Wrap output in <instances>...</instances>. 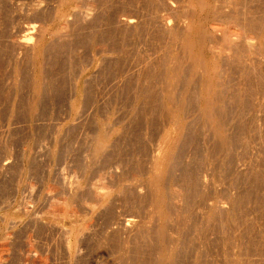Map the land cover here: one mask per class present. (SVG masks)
<instances>
[{
  "label": "rangeland",
  "instance_id": "rangeland-1",
  "mask_svg": "<svg viewBox=\"0 0 264 264\" xmlns=\"http://www.w3.org/2000/svg\"><path fill=\"white\" fill-rule=\"evenodd\" d=\"M202 1L0 0V264H155L161 255L163 264H264V0ZM215 7L236 15H224L223 24L231 19L225 28L243 31L240 41L252 48L234 34L240 67L228 72L213 59L229 79L219 85L222 143L199 108L202 67L190 62L195 54L210 59L208 42L223 33L211 28L222 20ZM29 24L37 27L28 48L16 41ZM45 26L61 36L46 47L43 64L34 63L31 47ZM198 28L218 38L189 55L181 47ZM171 71L180 72L166 104L173 112L175 102L174 116L181 105L176 122L161 105ZM160 144L174 151L166 157L172 163L164 155L161 163L174 166L160 165L159 195L151 165ZM156 203L169 211L167 228ZM158 226L174 237L163 242L168 254Z\"/></svg>",
  "mask_w": 264,
  "mask_h": 264
},
{
  "label": "bare ground",
  "instance_id": "bare-ground-1",
  "mask_svg": "<svg viewBox=\"0 0 264 264\" xmlns=\"http://www.w3.org/2000/svg\"><path fill=\"white\" fill-rule=\"evenodd\" d=\"M66 1V0H65ZM191 1V0H190ZM195 1V0H194ZM202 0H200V2H201ZM218 1V0H217ZM227 1V0H226ZM232 1V0H231ZM197 2V1H196ZM203 2V1H202ZM216 2V1H215ZM219 2H220V0H219ZM236 2V1H235ZM234 2V3H235ZM238 2H240V1H238L237 0V3ZM222 3H224L223 1L222 2H220V4H222ZM227 3V2H226ZM233 3V4H234ZM196 4V3H195ZM198 4V3H197ZM204 4H206V2L204 3ZM203 4V5H204ZM216 4V3H215ZM214 4V5H215ZM218 5V4H216V6L217 7H221V5ZM232 4V5H233ZM189 5V4H188ZM202 5V4H201ZM212 5H213V3H212ZM213 5V6H214ZM223 5V4H222ZM225 6H223V7H226V4H224ZM231 5V4H230ZM229 5V6H230ZM205 6V5H204ZM228 6V7H229ZM234 6H235V4H234ZM198 7V6H197ZM199 7H200V3H199ZM206 7V6H205ZM209 7L210 6H208V10L209 11H211V9H209ZM223 7H222V9L221 8H219V10L216 8H214L216 11L214 12V10L212 9V13L214 12V15L216 16V14H217V16H218V18H219V16L221 15V19L222 18H224V20H225V17H224V15H227V14H224L223 15V13H225V12H223L224 11V9H223ZM231 7V6H230ZM69 8V7H68ZM189 8H191L190 6H189ZM195 8V7H194ZM236 8V7H235ZM65 9V8H64ZM199 9V8H198ZM202 9H203V7H202ZM63 10V9H62ZM207 10V11H208ZM235 10V9H234ZM58 11V10H57ZM202 11V10H201ZM227 11V10H226ZM230 11V10H229ZM232 11H233V9H232ZM61 12V11H60ZM62 12H64V11H62ZM66 13V12H65ZM216 13V14H215ZM233 13H235V12H233ZM242 13V12H241ZM60 15L58 16L57 15V18L58 19H61L62 20V22L64 21V14H62V13H59ZM68 14V13H67ZM67 14H65L66 16H67ZM205 14V13H204ZM207 14V13H206ZM229 14H231V13H229ZM229 14H228V18H233L234 19V17L236 16L235 14H233V15H235L234 17L233 16H229ZM238 14V13H237ZM211 15H213V14H211ZM214 15H213V17H214ZM222 15H223V17H222ZM241 15V14H240ZM54 16V15H53ZM191 16V15H190ZM198 16H200V15H198ZM203 17V16H202ZM206 17V16H205ZM67 18V17H66ZM215 18V17H214ZM217 18V19H218ZM219 18V19H220ZM226 18H227V16H226ZM68 19V18H67ZM165 19V18H164ZM202 19V18H201ZM205 19V18H204ZM251 19L253 20L254 18L252 17V18H250V22H252L251 21ZM61 20H59V21H61ZM132 20H134V19H132ZM197 20H199V18H197ZM223 19L222 20H219V22L217 21L216 23H215V21H214V25L212 26V20L210 21V23H211V28H212V30L215 32V34L216 33H219V31H221L223 28V30H222V34H221V32H220V35H222V36H220L219 35V37L220 38H218V34L215 36V34H213V32L211 31L210 33H208V34H210V35H208V34H206L204 31H205V29L202 31V29H200V28H198V30H196L195 32H196V39L194 40V39H191V38H189V36L188 37H186L185 35V37L187 38H184V39H186V41H184L183 43V47H181V45H180V47H181V49L182 48H184V51H186V52H188L189 53V55H191L192 53H194V51L195 50H193V52L191 53V50H192V48L193 47H199L200 48V50H205L204 49V42L206 41V40H208L209 41V39L207 38V37H209V38H213L214 39V36L215 37H217L219 40H217L216 38V41L214 40V42H213V40L212 39H210V42H208V44L209 43H212L211 44V46H210V44H209V47H206V45H205V47L206 48H208V54H210V59H207V58H203V55H205V54H199V56H197L196 54V56L194 55V54H192V55H194V57L193 56H191V59H192V61L190 60V62L192 63V64H196V68H198V67H202V71H203V74H202V76H203V78H204V82L202 83V85H201V91L200 92H198L199 94V99H197V100H199L200 101V103H201V107L199 106V108H200V111H201V113H202V116L203 117H205L204 119H206V120H208L209 122H211V123H209V124H211V126H213L212 128H214L213 129V131H215V133L217 134H219V135H221L220 137V143H222V141L224 140V131L223 130H225V129H223V122H221V120L223 119H221V116L223 117V113H224V115H225V101H224V99H223V93H222V91H223V88H221V90H220V86L219 85H224L225 84V81L224 80H226V82L227 81H229V79L227 78V77H225L224 76V78H223V74H221L220 72H224L223 70H221V69H218V65H215L216 64V62H215V64H214V61L215 60H220V61H223V65H225L226 67L228 66V65H235V66H233V67H236L237 65L240 67V64H237L236 65V63H240V61L242 60V59H239V55H236V53L235 52H239L240 50H236V48H238L239 46L240 47H243V42L245 41H240V37L241 38H243V36H244V38L243 39H245V35H244V32L242 31V33H243V35H242V33H241V35H240V37L238 36V34L240 33H238L237 32V35H236V32L234 31V34L236 35V36H234V37H237V38H239V39H237L236 38V40L237 41H239V42H242L241 43V45H239L240 43L238 42V43H235V42H237L236 40H233V36L232 35H234L233 33H232V31L234 30V29H232L233 27L232 26H229V27H227V29L225 28L226 27V25L228 24L227 22L229 21V22H232V21H230L229 19H228V21L226 20V25L224 26V24H223V22H225ZM235 20V19H234ZM234 20H233V22H234ZM249 20V19H248ZM57 21V20H56ZM204 21H206V20H204ZM236 21L238 22V20H237V18H236ZM246 21V20H245ZM130 22H132L130 19L129 20H127V23H130ZM188 22V21H187ZM191 22V21H190ZM193 22V21H192ZM191 22V23H192ZM237 22H234V23H236V26L235 27H239V29H241V24L242 23H239V24H237ZM249 22V23H250ZM56 23V22H55ZM61 23V22H60ZM195 23V22H194ZM197 23H199V21L197 22ZM210 23H209V25H210ZM234 23H232V25L234 24ZM243 23H245V22H243ZM257 23V22H256ZM65 24V23H64ZM196 24V23H195ZM66 25V24H65ZM168 25H170V24H168ZM189 25H190V23H189ZM189 25H187V29L186 30H188V29H190L189 28ZM229 25V24H228ZM230 25H231V23H230ZM237 25H240V26H237ZM248 25V24H247ZM246 25V26H247ZM23 26V25H22ZM54 26V25H53ZM64 26V25H63ZM245 25H244V27H243V29L246 27ZM249 26V25H248ZM254 26V25H253ZM36 25L35 24H29V25H27V26H24V28H23V33H22V36L20 37V39H17V41H16V43L17 44H19V45H21V46H27V45H29V42L31 41L32 42V40L31 39H33V36H32V33L35 31V29H36ZM56 27V26H55ZM162 27H164V28H166L167 29V22L166 21H164L163 23H162ZM197 27V26H196ZM195 27V28H196ZM203 27V26H202ZM251 27V26H250ZM249 27V28H250ZM54 27H52V28H46V26L45 27H43V29H41L43 32H40V33H42V34H40V33H37L38 35H40V36H37L38 38L36 39V41L34 42V44H33V46L31 47V50H32V60L31 61H33V59H34V63H41V64H43V62H42V59L44 58V54L46 53L45 52V49H47L46 47H48V45H49V43H50V41L52 42L53 40H55L57 37L59 38V36H61L60 35V31H58V29H53ZM179 28V27H178ZM182 28H185V27H182ZM247 28V27H246ZM257 28V27H256ZM218 29H220L218 32H217V30ZM237 29V28H236ZM235 29V30H236ZM252 28H250V30H251ZM254 29V28H253ZM260 29V28H259ZM174 30V29H173ZM185 30V29H184ZM183 30V31H184ZM184 31V32H187L188 34H189V32L188 31ZM211 30V29H210ZM232 30V31H231ZM247 30V29H246ZM256 30V29H255ZM1 31V30H0ZM37 31V30H36ZM63 32L65 31V30H62ZM238 31V30H237ZM241 31V30H240ZM252 31H254V30H252ZM207 32H209V31H207ZM264 32V31H263ZM3 33V32H2ZM186 33V34H187ZM63 34V33H62ZM177 34V33H176ZM191 35V34H190ZM214 35V36H213ZM2 36V35H1ZM176 36H178V35H176ZM183 36V35H182ZM36 37V36H35ZM192 38L194 37V34L191 36ZM254 37V36H253ZM174 38V37H173ZM264 38V37H263ZM13 39V38H12ZM176 39V38H175ZM174 39V40H175ZM177 39H179V37L177 38ZM206 39V40H205ZM242 39V40H243ZM58 40V39H57ZM181 40V39H180ZM211 40H212V42H211ZM263 40V39H262ZM177 41V40H176ZM183 41V40H182ZM217 41H218V43H217ZM3 42V41H2ZM30 42V43H31ZM178 42V41H177ZM246 42V44H244V45H248V41H245ZM4 43V42H3ZM14 43V42H13ZM54 43H57V42H54ZM175 43V42H174ZM178 43H181V41L180 42H178ZM214 43H217V45L216 44H214ZM249 43H251V42H249ZM263 43V42H262ZM236 44H238V45H236ZM18 45V46H19ZM235 45L237 46V47H235ZM252 45V44H251ZM3 46V45H2ZM21 46H20V48H21ZM31 46V45H30ZM29 46V47H30ZM51 46H53V44L51 45ZM56 46V45H55ZM234 46V47H233ZM245 46V47H246ZM258 46V45H257ZM28 47V46H27ZM28 47V48H29ZM233 47V48H232ZM239 47V48H240ZM244 47V48H245ZM23 48V47H22ZM53 48V47H52ZM170 48V47H169ZM176 48V47H175ZM235 48V49H234ZM247 52H248V49L251 51L252 50V48L250 49V46L248 45L247 47ZM180 49V50H181ZM186 49V50H185ZM241 50H242V48H240ZM28 50V49H27ZM200 50H196L197 52V54H198V52L200 51ZM202 50V51H203ZM231 50V51H230ZM233 50H236V51H233ZM245 50V49H244ZM47 51V50H46ZM172 51H173V49H172ZM182 51V50H181ZM233 51V52H232ZM249 51V52H250ZM255 51V50H254ZM241 52V51H240ZM248 52V53H249ZM30 53H31V51H30ZM167 53H170V52H167ZM187 53V54H188ZM201 53V52H200ZM203 53V52H202ZM186 54V53H185ZM186 54V55H187ZM251 54V53H250ZM170 55H171V53H170ZM184 55V54H183ZM30 56V55H29ZM172 56V55H171ZM180 56V55H179ZM209 56V55H208ZM162 58H163V56H161ZM167 57V56H166ZM184 57V56H183ZM187 57V56H186ZM244 57H246V56H244ZM31 58V56L29 57V59ZM181 58V57H180ZM167 59V58H166ZM186 60H187V58H185ZM184 59V60H185ZM213 59H214V61H213ZM244 59V58H243ZM169 59H167V61H168ZM170 60H171V58H170ZM178 60H179V58H178ZM254 60V59H253ZM164 61H166V60H163V62ZM175 62V61H174ZM180 62H181V60H180ZM186 62V61H185ZM184 62V63H185ZM225 62V63H224ZM168 63H169V61H168ZM187 63H189V61L187 62ZM220 63V62H219ZM235 63V64H234ZM40 64V65H41ZM179 64V63H178ZM181 64V66H182V63H180ZM179 64V65H180ZM177 65V64H176ZM176 65L174 66V67H176ZM178 65V66H179ZM191 65V64H190ZM221 65H222V62H221V64L219 65V67H221ZM243 65V63H241V66ZM35 66V65H34ZM37 66H38V64H37ZM42 66V65H41ZM187 66H189V65H187ZM186 66V67H187ZM225 66H222L223 67V69L225 70H229V67L230 66H228V68H224ZM237 66V67H238ZM180 67V66H179ZM178 67V68H179ZM191 67H192V65H191ZM195 66H193V68H194ZM232 67V66H231ZM36 68V67H35ZM38 68V67H37ZM36 68V69H37ZM177 68V67H176ZM177 68V69H178ZM244 68V67H243ZM36 69H35V72H38V75H37V78L38 77H40L39 76V70L38 71H36ZM41 70L40 71H43L42 69V67L40 68ZM171 69V68H170ZM199 69V68H198ZM201 69V68H200ZM232 70H233V68H231ZM230 69V71H228V72H231L232 70ZM168 70H169V67H168ZM173 70H176L175 68H173ZM181 70V69H180ZM183 70V69H182ZM178 71H179V69H178ZM193 71V70H192ZM194 71H196V70H194ZM258 71V70H257ZM168 72V71H167ZM182 72V71H181ZM190 72H191V70H190ZM189 72V73H190ZM200 72V71H199ZM42 73H43V75H44V71L43 72H41L40 73V75L42 76ZM176 73V75H171V74H173L172 73V71H171V73H168V74H170L171 76L170 77H168L169 78V80H165V82H167L166 84H164V87H163V90H162V92H163V98H162V106H163V109H164V111H165V113L167 114V115H165V117H170L169 119H171V121L172 122H176V121H179V119L178 120H176L175 121V116L177 115V113L179 112V111H182L181 113H183V110H179V108L181 109L182 107H180V106H178L179 108H178V110H177V113H176V115L174 116V114H172L173 112H174V105H175V102H174V105H173V103L171 104H169V106H173V112L170 110V109H168V107H167V103H169V102H171L172 100H173V96H174V92H176L175 90H174V88H176L175 87V82L177 81V79H176V77L178 76L177 75V73L179 74L180 72H175ZM195 73V72H194ZM193 73V74H194ZM202 73V72H201ZM225 73V72H224ZM166 74V73H165ZM199 74V73H198ZM226 74V76H227V72L225 73ZM224 74V75H225ZM236 73H234V75H235ZM36 75V74H35ZM182 75V74H181ZM222 75V76H221ZM248 75V74H247ZM167 76V75H166ZM187 76H188V74H187ZM191 76V75H190ZM196 76V75H195ZM201 76V77H202ZM36 77V76H35ZM184 77H185V75H184ZM200 77V78H201ZM186 78V77H185ZM185 78H182L181 79V81L184 79L185 80ZM191 78V77H190ZM39 79V78H38ZM178 79H180V78H178ZM187 79H189L188 77H187ZM193 79H194V77H193ZM42 79L40 78L39 80H37V81H40V82H42L41 81ZM190 80H192V79H190ZM190 80H188V81H190ZM234 80V79H233ZM245 80V79H244ZM36 81V83H38ZM232 81V80H231ZM39 82V83H40ZM179 82V81H178ZM202 82V81H201ZM38 83V84H39ZM43 84H44V82H42ZM191 83V82H190ZM228 83V82H227ZM43 84H42V86H43ZM187 84V81H186V83H185V85ZM178 85V84H177ZM182 85V84H181ZM184 85V84H183ZM190 85V84H189ZM230 85V84H229ZM194 86V85H193ZM221 86V87H222ZM227 86H228V84H227ZM35 87H36V84H35ZM186 88H187V86H185ZM195 87V86H194ZM38 88V87H37ZM184 88V87H183ZM197 88V87H196ZM230 88V87H229ZM36 89V88H35ZM35 89H33L34 90V92L36 91ZM185 89V88H184ZM184 89H183V91H184ZM225 89V88H224ZM38 90V89H37ZM41 90H42V88H41ZM177 90V89H176ZM187 90V89H186ZM199 90H200V88H199ZM234 91V90H233ZM37 92V91H36ZM36 92H35V94H36ZM39 92V91H38ZM179 92V91H178ZM189 92V91H188ZM255 92V91H254ZM194 93H196V92H194ZM225 93V92H224ZM40 94H42V93H40ZM179 94V93H178ZM183 94V93H182ZM161 95H162V93H161ZM180 95V94H179ZM195 95H197V94H195ZM194 95V96H195ZM225 95V94H224ZM40 96V95H39ZM38 96V97H39ZM160 96V95H159ZM158 96V97H159ZM183 96V95H182ZM182 96H180L181 98H182ZM187 96V95H186ZM193 96V95H192ZM233 97H234V94L232 95ZM231 96V97H232ZM238 96V95H237ZM243 96V95H242ZM235 97H236V95H235ZM175 98V97H174ZM242 98V97H241ZM160 99V98H159ZM226 99V98H225ZM233 99V98H232ZM231 99V100H232ZM236 99H238L239 100V97L237 98L236 97ZM235 99V100H236ZM182 100V99H181ZM234 100V99H233ZM232 100V101H233ZM228 101V100H227ZM237 101V100H236ZM235 101V102H236ZM177 102H178V98H177ZM176 102V103H177ZM179 102H180V100H179ZM177 103V104H180V103ZM234 102V101H233ZM182 103V102H181ZM183 104V103H182ZM240 106V105H239ZM31 107H33L32 105H31ZM36 108V107H35ZM170 108V107H169ZM172 108V107H171ZM177 108V107H176ZM184 108V107H183ZM31 110V109H30ZM29 110V111H30ZM35 110V109H34ZM176 111V110H175ZM199 111V112H200ZM172 112V113H171ZM184 115V114H183ZM229 116V115H228ZM180 117V116H179ZM178 117V118H179ZM183 118V117H182ZM168 119V118H167ZM181 121V120H180ZM205 121V120H204ZM171 122V123H172ZM177 124V123H176ZM174 126L173 127H176L175 126V124H173ZM180 125V124H179ZM184 125V124H183ZM182 126V125H181ZM181 126H180V129H181ZM185 126V125H184ZM183 128H185V127H183ZM177 131V130H176ZM217 131V132H216ZM178 132V131H177ZM182 133V132H181ZM170 134V133H169ZM164 135V136H162L163 138H162V143L163 144H165V143H169V137L168 136H170V135ZM172 134V133H171ZM215 134V135H216ZM177 135V134H176ZM179 135H181L180 133H179ZM225 135H226V133H225ZM178 137H180V136H178ZM219 138V137H218ZM174 139H175V137H174ZM219 140V139H218ZM225 140H226V138H225ZM171 141V140H170ZM179 140H177V142H178ZM228 141V140H227ZM105 142V141H104ZM103 141L100 143V145L101 144H103L104 143ZM174 142H176L175 140H174ZM177 142L175 143L176 145H177ZM106 143V142H105ZM181 141H179V144L181 145ZM220 143H218V144H220ZM163 144H160V145H158V148H157V152H156V155H155V158H153V161H152V167L151 168H153V170L151 169V171H154V173H153V175L154 176H156V177H154L153 175L151 176V178L152 177H154V179L156 180V178H159V179H157V180H159V181H155V182H157L156 183V185H157V187H158V183L159 182H161V180L162 179H160V177L158 176V174H160V176H161V173L163 172V170H162V172H160L159 173V170L161 169V166L160 165H162V164H164L165 166H166V164L167 163H169L170 161L169 160H171L172 159V157L173 156H171V155H174L173 153H174V151H172L171 149H173L174 148V150H175V148L176 147H173L174 145V143H172L171 142V144H172V146H171V149H169L170 148V144L167 146L168 148L166 149V147L165 148H163ZM178 144V145H179ZM226 144V143H225ZM104 145V144H103ZM175 145V146H176ZM227 145V144H226ZM225 145V146H226ZM165 146H166V144H165ZM219 146V145H218ZM106 147V146H105ZM216 147V146H215ZM217 148V147H216ZM166 149V150H165ZM96 150V149H95ZM99 150H101V149H99ZM171 150V151H170ZM176 150H178V148H176ZM97 152H99L98 151V149H97ZM178 152H179V150H178ZM165 156L164 157V159L166 160L167 158V156L170 158L169 160H168V162L166 163V162H162L161 163V161H160V159H161V156ZM176 155H177V153H176ZM97 156V155H96ZM174 158V157H173ZM177 158V157H176ZM164 160V161H165ZM166 160V161H167ZM163 161V160H162ZM173 161H175L174 159H173ZM166 163V164H165ZM170 163H172V162H170ZM173 163H175V162H173ZM169 164H167V166H168ZM170 166V165H169ZM168 166V167H169ZM171 166H174V165H171ZM169 167L168 168V170L169 169H172V167ZM162 168H163V166H162ZM164 170H167V168L165 169V167H164ZM170 171V170H169ZM168 171V172H169ZM165 172V171H164ZM167 172V173H168ZM167 173H165V174H167ZM152 174V173H151ZM157 174V175H156ZM163 174V173H162ZM158 176V177H157ZM165 176V175H164ZM167 176V175H166ZM170 176V175H169ZM168 177V176H167ZM150 178V179H151ZM164 178V177H163ZM166 178V177H165ZM166 180H168V178L166 179ZM150 181H152V179L150 180ZM154 181V180H153ZM152 181V182H153ZM152 182H150V184L152 183ZM167 182V181H166ZM149 183V182H148ZM152 184H154V182L152 183ZM163 184V183H162ZM159 185H161V183L159 184ZM151 186H153V185H151ZM162 186V185H161ZM160 186V187H161ZM163 187V186H162ZM154 188H156L155 187V185H154V187H153V190H152V192L153 191H156V190H154ZM164 188H166L165 186H164ZM158 189L160 190V193H159V191H158ZM162 189V188H161ZM161 189L158 187L157 188V193L160 195L161 194ZM167 189V188H166ZM165 189V190H166ZM164 190V189H163ZM168 190V189H167ZM164 191V192H166L165 193V195L167 196V192L169 191ZM193 191H195V190H193ZM156 192H154V194L156 195V197H157V194H156ZM170 193V192H169ZM168 193V194H169ZM192 194V193H191ZM165 195H163V192H162V195L161 196H163V198H164V196ZM97 196V195H96ZM165 196V198L167 199V197H168V200H169V195L166 197ZM160 197V196H159ZM158 197V198H159ZM97 198V197H96ZM99 198V197H98ZM155 198V197H154ZM160 198H162V197H160ZM162 198V200L164 201V199ZM186 198H188V197H186ZM157 198H155L154 200H156ZM158 200V199H157ZM156 200V202L158 203V201ZM161 199H160V201H159V203H162L163 201H162ZM156 203V210H157V208L159 207V205ZM153 204H155V202L153 203ZM170 204V203H169ZM157 205H158V207H157ZM162 205V204H161ZM160 205V206H161ZM166 205H167V202H166ZM178 205V204H177ZM163 206V205H162ZM169 205H167V207H168ZM216 206V205H215ZM211 207V206H210ZM153 208V207H152ZM164 208H165V206H164ZM159 209H161V211L162 210H164L163 208H160L159 207ZM166 209V208H165ZM168 209V208H167ZM155 210V211H156ZM210 210V209H209ZM208 210V211H209ZM216 210V209H215ZM215 210H211V211H215ZM158 211V210H157ZM161 211L159 210L158 212H157V215H158V218L157 219H160L159 217V214L161 213ZM165 211H167V213H169V211L168 210H164V212L163 213H165V219L163 218L164 216L162 215L161 216V218H163L164 219V221H165V223H162V225H164L165 224V226L164 227H166L167 228V226H166V222H167V218H166V212ZM171 211V210H170ZM210 211V212H211ZM152 212V211H151ZM216 212V211H215ZM159 213V214H158ZM171 213V212H170ZM212 213V212H211ZM176 214V213H175ZM207 214V213H206ZM215 213H212V215H214ZM217 214V213H216ZM209 215H210V213H209ZM208 215V218L210 217ZM211 215V216H212ZM167 216H170V214H167ZM215 216V215H214ZM171 218V217H170ZM170 218L168 219V221L170 220ZM178 218V217H177ZM212 218H214V217H212ZM162 219V220H163ZM211 219V218H210ZM125 221V220H124ZM130 221V219H126V222H129ZM160 221H161V219H160ZM179 222V221H178ZM161 223V222H160ZM125 224V223H124ZM171 224V223H170ZM169 224V225H170ZM208 224H209V221H208ZM126 225V224H125ZM127 225H128V223H127ZM126 225V226H127ZM173 225V224H172ZM166 228H163L162 226L161 227H157L156 228V230H157V232H156V236L158 237V239H159V241H160V243L162 244L164 241H167L168 242V240L169 241H172L173 242V238L172 237H170V235H167V231H165L166 230ZM182 229V228H181ZM180 229V230H181ZM142 231V230H141ZM140 233V232H139ZM178 238V237H177ZM177 240V239H176ZM175 241V240H174ZM166 243H163L162 245H163V249L167 246H164ZM174 244V243H173ZM166 248H168V247H166ZM166 248H165V250L164 251H166ZM175 249V248H174ZM174 249H173V251H174ZM161 251H162V249H160ZM169 250V249H168ZM163 251V252H164ZM172 251V250H171ZM172 251V252H173ZM167 252V251H166ZM171 252V253H172ZM169 253V251L167 252V253H165V254H168ZM161 254V253H160ZM174 254V253H173ZM159 256V255H158ZM165 256H167V255H165ZM173 256V255H172ZM171 256V258H173ZM170 256H168V260L170 259L169 258ZM157 259V258H156ZM159 263H155V264H163V262L165 261V257L164 256H159ZM158 259L156 260L157 262H158ZM173 260V259H172ZM172 260L170 261V262H172ZM174 261V260H173ZM165 263H166V261H165ZM164 263V264H165ZM167 263L168 264H170L169 263V261H167ZM172 264V263H171ZM174 264V263H173Z\"/></svg>",
  "mask_w": 264,
  "mask_h": 264
}]
</instances>
